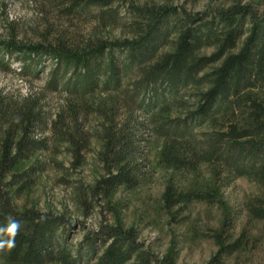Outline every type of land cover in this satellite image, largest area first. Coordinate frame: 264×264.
<instances>
[{
  "label": "trees",
  "instance_id": "1",
  "mask_svg": "<svg viewBox=\"0 0 264 264\" xmlns=\"http://www.w3.org/2000/svg\"><path fill=\"white\" fill-rule=\"evenodd\" d=\"M54 4L72 20L88 17L104 26L124 20L131 37L88 39L48 24L35 41H21L12 24L9 35L0 38V66L16 59L23 74L33 70L29 65L38 70L45 58L54 62L46 93L15 95L0 88V227L7 226L9 217L21 225L15 247L0 250V259L6 264H176L172 255L158 257L136 228L120 222L89 231L75 246L69 237L73 224L64 215L20 212L10 189L22 192L35 184L45 163L18 168L56 142L69 143L73 166H82L94 137L88 126L93 113L103 117L98 156L105 175L80 187L85 200L109 201L119 187H137L147 166L143 147L152 136L165 139L163 161L177 172L191 173L208 163L219 173L251 176L264 184V101L251 92L264 90V11L240 0L196 12L184 5L124 0ZM248 22L241 48L230 52ZM166 46L173 49L160 53ZM207 46L215 52L199 55ZM98 91L119 97L111 107L95 108L86 97ZM56 93L70 96L57 109L48 103ZM213 196L170 183L162 203L171 210L194 200L215 201ZM250 211L264 220V200L257 199ZM241 243L239 239L223 251L233 254Z\"/></svg>",
  "mask_w": 264,
  "mask_h": 264
},
{
  "label": "rangeland",
  "instance_id": "2",
  "mask_svg": "<svg viewBox=\"0 0 264 264\" xmlns=\"http://www.w3.org/2000/svg\"><path fill=\"white\" fill-rule=\"evenodd\" d=\"M132 1L137 5H184L196 12L207 10L210 6H228L236 0H124V3ZM240 1L252 3L260 14L264 11V0ZM55 2L0 0V38L5 39L9 35L12 24L16 26L15 32L21 34L18 37L21 41H35L37 32L44 31L48 24L68 28L88 39L93 36L111 40L131 37L125 29L124 20L108 26L88 17L72 20L61 15ZM245 27L246 33L240 38L237 48L230 52L241 48L251 24L248 22ZM172 49V46H166L160 53ZM215 50L214 46H207L199 50L198 54L210 55ZM9 61L6 67L0 66L1 89L15 95L47 92V82L54 65L51 58H45L38 70L34 65H29L33 70H26L28 73L23 74L20 61L12 58ZM221 62L211 65L205 72L211 71ZM135 79L130 78L127 85ZM251 92L264 101L263 89H252ZM117 97V92L98 91L86 97V100L95 108L104 105L111 107ZM69 98L66 93L51 94L48 103L57 109ZM138 114L145 118L140 111ZM102 123L103 117L99 114L89 116L88 126L94 137L86 161L80 167L73 166L71 146L65 142H56L53 149L21 163L19 171L34 163H45L47 168L37 175L33 186L22 192H17L16 187L10 189L18 211L38 210L64 215L73 224L69 237L75 246L84 240L89 231L98 230L106 223L120 222L125 228H136L141 241L158 257L172 255L176 264H264V220L254 218L250 211L257 199L264 200V184L251 176L219 173L217 166L208 163L191 173L177 172L163 161L165 139L151 137L149 132L146 134L151 138L143 147L147 166L141 183L132 189L119 187L109 201L85 200L80 187L94 185L105 175L98 156L102 149L98 136ZM207 127L212 128L211 125ZM170 183L184 191L212 193L215 201L194 200L187 206L166 210L163 208L162 195ZM239 239H242L241 247L233 254L223 251L225 246ZM0 264L6 262L0 259Z\"/></svg>",
  "mask_w": 264,
  "mask_h": 264
},
{
  "label": "clouds",
  "instance_id": "3",
  "mask_svg": "<svg viewBox=\"0 0 264 264\" xmlns=\"http://www.w3.org/2000/svg\"><path fill=\"white\" fill-rule=\"evenodd\" d=\"M20 222L9 217L7 226L0 227V250L12 249L15 247V237L20 230Z\"/></svg>",
  "mask_w": 264,
  "mask_h": 264
}]
</instances>
